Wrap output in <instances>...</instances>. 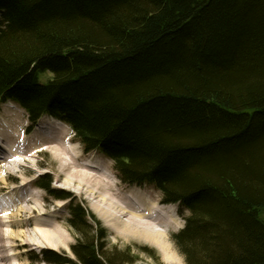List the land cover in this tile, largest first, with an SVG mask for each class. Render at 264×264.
Returning <instances> with one entry per match:
<instances>
[{"label":"trees","instance_id":"16d2710c","mask_svg":"<svg viewBox=\"0 0 264 264\" xmlns=\"http://www.w3.org/2000/svg\"><path fill=\"white\" fill-rule=\"evenodd\" d=\"M10 99L188 211L172 236L187 264H264V0H0ZM69 210L78 261L44 262L137 264L83 202Z\"/></svg>","mask_w":264,"mask_h":264},{"label":"rangeland","instance_id":"374dc122","mask_svg":"<svg viewBox=\"0 0 264 264\" xmlns=\"http://www.w3.org/2000/svg\"><path fill=\"white\" fill-rule=\"evenodd\" d=\"M51 77L52 74L47 72L41 76V80L46 82ZM11 104L8 102L0 105V147H6L9 150L12 147L18 148L19 151L14 152L12 150L11 152L8 150V152L6 148L5 150L10 157L15 153L19 161L22 158L23 161H18L19 165H16L13 163L15 157L9 158L8 156L6 159V157L0 156V161L2 162H0V224L2 223L0 225V249L6 255L1 254V250L0 254L8 259V261H6L7 259L2 260L1 264H48L43 261V253L46 250H53L77 260L72 249L77 242V233L68 221L71 217L70 205L75 201L83 202L88 210L101 221L108 232V249L118 248V250H125L130 248L131 256L138 258L137 264H187L172 236L185 226V216L189 215L188 211H183L184 214L182 215L178 205L164 204V206H171L178 221L177 227L171 228L165 233V243L169 247V255L172 257L170 260H166L163 253L155 245L130 233V230L125 228L123 224L127 217L121 218L122 222L116 223L112 221L119 228L121 227L120 233H118L109 225L110 222L105 217L101 219L93 210V201L86 193L83 191L76 192L63 187L65 174L68 172L67 175H70V171L76 169L72 166L73 160L69 158L70 156L62 160L54 157L53 153L45 148H50L49 146L54 145L55 140L45 138L41 136V130L39 132V128L41 129L43 125L47 126L50 123L60 124V122L44 116L33 123L28 119V115L23 108L17 104ZM62 125L66 131L62 135L63 140L68 144L74 143L73 145L76 146V150L81 155V159L78 161L79 164L94 162L105 167L108 173L110 172L109 174L112 175V179L123 196L142 193L150 196L153 201L159 204L164 203L161 191L154 185L147 183L130 185L122 181L118 177L112 159L98 150L86 152L70 126ZM14 133L21 135L19 140L12 139ZM23 145L26 148L20 149ZM3 148L2 150H4ZM42 149L45 150L41 151ZM67 158L70 160L67 161ZM65 161L72 163H67L66 165ZM24 180H28V184L22 186ZM48 181L50 182L51 191H63L68 194V199L55 198L54 193H50L41 187L42 182ZM7 188L8 190H5ZM89 220L93 222L91 219ZM124 230L125 232H123ZM49 237L52 239H49ZM143 248L153 251L154 256L147 254L142 250Z\"/></svg>","mask_w":264,"mask_h":264},{"label":"bare ground","instance_id":"6f19581e","mask_svg":"<svg viewBox=\"0 0 264 264\" xmlns=\"http://www.w3.org/2000/svg\"><path fill=\"white\" fill-rule=\"evenodd\" d=\"M62 124L50 123L47 126L43 125L41 129L39 128V132L41 130V136H44L45 138H49L51 140H55L54 145L49 146L50 148H45L49 149L53 153L54 157L62 160L70 156L69 158L73 160L72 166L76 169L70 171V175H67L68 172L65 174L66 177L64 180L65 182L63 184V187L76 192L83 191L84 193H86V195L90 197L93 201V210L99 215L101 219H104L105 217L106 220L111 223H109V225L114 228L118 233H120L121 227L119 228L116 223L120 222L121 218L127 217L126 221H123V224L125 225L124 227L130 230L129 232L133 233L134 236L139 237L140 239H143L152 245H155L163 253L166 260H170L172 257H170V249L165 243V233H167V231H169L171 228L178 226L176 215L171 209V206H164L163 203V205L159 204L153 201L150 196L144 195L142 193H135L123 196L120 193L121 191L118 190L115 181L112 179V175L109 174L110 172L108 173L105 167H102L101 165L94 162H85L79 164L78 161L81 159V155L79 151L76 150V146L73 145L74 143L68 144L63 140L62 135L66 131L63 128ZM20 136L21 135L14 133V135H12V139L19 140ZM2 148L3 147H0V156H4L6 157V159L8 158V156L9 158L15 157V159H13V163L19 165V158H17V154L14 153V155L10 157V155H8L9 153L7 154L9 148L5 147L7 151L5 150V148H3L5 151L2 150ZM23 148H26L25 145L20 147V149ZM45 149H42L41 151ZM11 150L13 152L19 151L18 148L16 149L14 147L10 148L9 151L11 152ZM69 158H67V161L70 160ZM6 159L4 160L6 161ZM20 161H23V158ZM72 162H66V165L67 163ZM26 184H28V180H24V184L22 183V186H25ZM5 190H8V188ZM112 221H115L116 223H113ZM123 232H125V230ZM49 239L52 238L49 237ZM1 254L4 253L2 252ZM1 254L0 264L2 260L7 259L4 258V255L6 254H4L3 257ZM6 261H8V259Z\"/></svg>","mask_w":264,"mask_h":264}]
</instances>
